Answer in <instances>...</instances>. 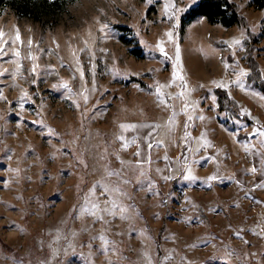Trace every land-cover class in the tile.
Returning a JSON list of instances; mask_svg holds the SVG:
<instances>
[{"label": "rangeland", "instance_id": "obj_1", "mask_svg": "<svg viewBox=\"0 0 264 264\" xmlns=\"http://www.w3.org/2000/svg\"><path fill=\"white\" fill-rule=\"evenodd\" d=\"M231 1L241 6L242 15L258 34L256 56L264 75V10H256L250 0ZM186 3L188 0H178V4ZM160 8V3L146 8L144 0H74L39 21L16 15L8 8L0 13L5 39L14 36L18 27L23 41L22 45L9 42L6 47V51L20 48V73L13 71L16 63L10 51L0 57V69L9 70L0 71V242L14 250L11 254L0 251V264H85L88 260L92 264H107L108 260L113 264H145V251L152 264H160L168 250L172 251L166 264H264V236L258 234L264 231V187L259 186L264 180L262 157L255 154L260 149L258 138L248 136L254 125L264 128V94L248 86L223 88L237 101L240 117L251 121H233L234 127L228 128L217 118L213 93L219 86L211 83L226 81L232 75L225 72L224 61L233 68L246 69L244 47L229 46L233 37L242 39L244 34L236 26L223 28L195 18L185 24L182 34L177 29L174 42L165 41L169 58L161 59L155 44L171 25L160 18ZM97 17L112 25V35L94 44L107 49V53L96 52L94 74L89 53L79 54L85 70L82 81L73 52L83 47L90 34L99 37ZM175 43L180 47L188 87L193 89L189 102H196L195 112L202 111L205 117L190 121L189 131L192 137H199L203 131L211 142L195 154L188 153L190 160L197 161L192 164L194 175H210L217 170L218 160L219 173L224 177L210 187L201 180L189 184L175 174L173 179H161V175H168L167 165H175L177 157L185 153L180 137L186 116L179 111L183 104L176 100L175 128L169 138L166 122L170 110L156 100L148 86L171 78ZM132 48L140 49L141 54L135 55ZM29 50L36 57L37 72L30 71L33 60L28 58ZM113 68L119 74L113 75ZM93 79L96 90L85 103L78 93L82 85L91 87ZM64 81L71 94L62 87ZM165 91L178 89L173 85ZM37 120L43 124L35 123ZM149 121L161 125L153 140H162V144H154L149 153L143 137L151 129H139L141 139L121 148L116 138L121 122ZM238 133L247 137L239 140ZM132 134L131 129L124 133ZM196 144L194 139L191 147ZM138 145L145 158L151 155L152 164L144 165L146 177L141 178L155 181L151 193L146 183L140 186L137 182L135 162L140 157L134 153ZM249 145L253 147L246 151ZM165 153L169 160L164 159ZM81 155L83 163L77 159ZM105 165L119 170V175H106ZM253 166L255 172H245ZM156 168L164 172L157 173ZM121 177L129 183H122ZM101 178L128 193L120 200L134 205L128 209L131 219L122 220L119 214L105 215L103 221L93 220L91 215L74 217L73 206L81 203L82 196H75L76 185L86 180L87 190ZM237 179L242 183L237 184ZM2 181H8L7 185ZM101 192L103 188L98 187L96 195L103 205L107 197ZM199 207L205 208L208 223L199 217ZM154 213L158 214L155 218ZM182 217L199 219L185 221ZM10 221L23 228V233L18 227H5ZM138 229L146 231L141 235ZM237 231L239 235L234 234ZM101 233L115 252L105 256L100 251ZM225 246L229 252L235 250V255L223 258Z\"/></svg>", "mask_w": 264, "mask_h": 264}, {"label": "snow or ice", "instance_id": "obj_2", "mask_svg": "<svg viewBox=\"0 0 264 264\" xmlns=\"http://www.w3.org/2000/svg\"><path fill=\"white\" fill-rule=\"evenodd\" d=\"M145 7L147 8L149 5L153 3H160V18L162 20H165L168 24L171 25V27L166 28L164 30L163 36L158 38L155 44L156 50L161 54V59H168L169 53L166 51V40L168 42H174L176 39V31L178 28L182 26V20L185 15L188 16H194L196 19H202L203 17L199 15L200 11L202 10V5L200 3V0H188V3L186 4H178V0H144ZM97 22L99 24L98 32L100 33L99 37H93L91 34L89 35V38L84 39L83 41V47L79 49L78 52L74 51L73 55L76 57L75 59V65L77 67V70L80 72L81 80L83 81L85 78V70L84 66L81 63L79 59V54L87 52L89 53L91 62L93 64V74L95 72V62L97 61L96 52H103L107 53L106 48H96L94 47V44L97 40L102 39H108L112 35V25L107 21H101L99 17L96 18ZM146 19V18H144ZM137 35H139V32H137ZM5 32L0 30V57L8 55V52H11L12 58L16 63V67L13 70L14 73L18 74L21 72L22 65L20 61L22 60L21 52L19 47H12L6 51V47L9 42H11L12 45L16 44H23V41L21 39V35L19 32V29L17 27L15 31L14 36H8L7 40L5 39ZM143 43V41H141ZM32 40L31 37L28 39V46L29 49L31 47ZM230 47H242V41L241 39L237 37H233L231 39V43L229 44ZM175 56L173 58V70L171 73V78L167 80L166 83H160L159 81H155L153 85L148 86L149 91L154 90V95L157 101L164 106L165 108H168L170 110V115L168 117V120L166 122V132L169 135V138H171V133L174 131L175 128V117L177 115V109H176V100H180L183 104V107L179 110L183 112L186 116V119L184 121V131L183 135L180 137L181 140V146L185 148V153L182 154V156H178L176 159L175 165L169 163L167 167L170 169L168 172V175H161V179L164 180H170L174 178L175 176H178L184 181L189 182V184L201 180V182L205 185H208L209 187L212 185L214 181L222 180L224 177H222L219 173V161L216 160L215 157H212V159L216 160L217 164V170L211 173L210 175L206 177H197L194 175V171L192 169V164L196 163V159H189L188 153L191 152L192 154H195L198 150L201 148H206L210 145V141L207 140L205 133L202 131L201 135L199 137H192L191 132L189 131L191 124L190 121H192L194 118H199L203 120L205 117L203 116L202 111L198 114L195 112V108L197 107L196 102H189L190 99V93L193 91V89L188 87V80H187V72L183 69V66L181 64V57H180V47L178 43H175ZM43 51V50H42ZM48 51H51V49H48ZM28 58L33 60L32 67L30 69L31 72H37L38 65L35 63V55L31 52V50L28 51ZM63 63V62H62ZM51 68L52 66H48ZM224 68L225 72L229 73L231 72L232 75L229 76L228 80H219V81H212L211 83L217 84L219 87L222 88H229L231 86H240L241 88H246L247 85L245 83H242L244 77L247 76L249 69L244 68H233L228 61H224ZM2 72H8V69H0ZM151 71V70H149ZM113 75L119 74V70L113 68L112 69ZM139 75V73H137ZM32 83H36L35 80L32 81ZM175 85L178 89L176 92H166L165 89L169 88L171 86ZM54 87H57V85H54ZM63 88L67 89L69 94H71V89L68 87V82L64 81ZM139 87V85H137ZM96 90L95 80L93 79V84L91 87H88L86 85H82L80 92L78 95H81L83 97V100L85 103L90 99V93ZM0 96H2V93H0ZM23 106V105H21ZM77 107H79V103L76 104ZM95 107V106H94ZM211 107V106H210ZM243 111L241 114H243ZM37 124H43L42 120L35 121ZM120 132L117 135V139L121 141V148H126L132 143H136L138 140L141 139V133L139 129H151V131H148L147 135L143 137V142L147 143L149 153L152 149L153 145H159L162 144V140H153V133H159L161 129V125L155 122H138V123H126L121 122L119 124ZM131 129L133 131V134L131 136H126L124 133ZM48 131L50 133H53V130L51 128H48ZM255 134V136L258 138V143L260 145V149L256 150L257 155H260L262 157L261 159V165H260V172L261 175H264V152L261 151V149H264V128L260 127L258 124L253 126V132L249 133L248 136H252ZM196 140L197 144L196 147H191L192 141ZM173 143L176 141L173 140ZM250 147H253L249 145L246 147V151L249 150ZM219 151V149H217ZM52 155H55V153H52ZM134 155H137L140 157L135 163L138 167L139 171L137 173V182L140 186H144L145 183L147 184V191L151 193L153 191V185L155 184V181H152L149 179H141L142 177H146V169L144 167L145 164L151 165L152 159L151 155L147 158L144 157L143 153L141 152V148L138 145L137 150L134 153ZM119 159V156L117 157ZM77 159L83 163L82 155L77 156ZM165 160H169L170 158L167 156V153L164 155ZM121 163L124 164L125 161L121 160ZM86 166V165H85ZM105 173L108 176L111 175H119V170H114L108 167L107 165L104 166ZM182 169V170H181ZM257 169L255 166H253L250 169H246L245 172H255ZM13 172H18V169H11ZM46 171V170H44ZM155 171L157 173H163L164 169L156 168ZM44 177H42L43 179ZM228 179L232 180L235 179V177H228ZM2 180V178H0ZM121 182L124 184L129 183V181L121 177ZM2 183L6 186L8 181H2ZM237 184H241L242 182L240 180H236ZM253 186H256L255 184ZM260 187H264V180L260 181L259 184ZM98 187L103 188V192L100 193V195H103L107 197L106 200L103 201V205L101 204V201L96 195V190ZM77 192L80 193L81 189L79 184L76 185ZM128 193L118 185H110L109 183H106L103 178L100 180L93 181L92 187H89L86 191L83 192L82 196L80 197L81 203L77 206L74 205V217H79L81 215H91L93 217V220H104L105 215L115 217L117 214H119L120 218L122 220H129L131 219V216L128 213V209L134 207V205H126L123 204L120 200V197H127ZM22 198V197H18ZM185 200H190L188 196H185ZM195 206V205H194ZM209 210H213L209 208ZM138 214V212L136 213ZM158 214H153V218ZM181 219H184L185 221L190 220H197L199 218L197 217H182ZM5 227H18L13 222H9ZM21 233H23L24 229L19 228ZM59 233V229L56 230ZM141 235L145 233V229H138L137 230ZM253 232H255V229H252ZM75 231H73V235H75ZM235 235H239V232H235ZM259 235L264 236V231H261L258 233ZM55 239H59V236H57ZM99 239L103 242L100 248V251L107 255L109 251L115 252V247H109V241L108 239L101 233L99 236ZM150 239V237H149ZM198 243H203V241H197ZM114 244V242H111ZM247 243V242H246ZM188 247H194L193 245H187ZM89 247H91V244H89ZM225 253L223 258H228L230 255H235V250H231L229 252L227 250V246H225ZM171 251L168 250V255H165L161 261L160 264H166V262L171 258ZM56 250L53 249V255H55ZM91 256L92 254L89 253ZM145 264H152V258L150 254L145 251ZM183 259V258H182ZM22 264V262H21ZM41 264H46V262H41ZM85 264H92L91 260H88L85 262ZM107 264H113L111 260L107 261ZM191 264V262H189ZM201 264H204V262H201Z\"/></svg>", "mask_w": 264, "mask_h": 264}, {"label": "trees", "instance_id": "obj_3", "mask_svg": "<svg viewBox=\"0 0 264 264\" xmlns=\"http://www.w3.org/2000/svg\"><path fill=\"white\" fill-rule=\"evenodd\" d=\"M73 1L74 0H0V13L8 8L16 15L26 17L32 21H39L55 11L63 10L66 4L72 3ZM250 2L256 10H264V0H250ZM200 3L202 5V10L199 15L202 16L208 24H217L223 28L236 26L242 31L244 37L241 41L244 47L246 61L245 68L249 69L247 76L243 79L244 83L248 87L256 89L264 94V75L256 56V41L258 39V34L255 30L253 31L248 20L242 15L240 11L241 6L237 2L231 0H200ZM195 18L196 17L194 16L190 17L185 15L181 22L182 26L178 28L179 34H182L185 24L193 21ZM131 51L135 55L141 54H139L140 49L138 48H132ZM213 95L216 104L215 112L217 118L224 124V126L233 128V121L251 124L249 119L244 118L243 120L240 117V109L237 101L231 95L229 96L223 88H215ZM245 137H247L245 133L236 134V138L239 140H242ZM87 183L86 180L85 183H81L80 193H78L77 188H75L74 194L76 197L82 195L83 192L86 191ZM198 214L202 221L208 223V217L205 214L204 207L198 208ZM158 237H160V233L158 234ZM0 251L11 254L14 250L0 242Z\"/></svg>", "mask_w": 264, "mask_h": 264}]
</instances>
